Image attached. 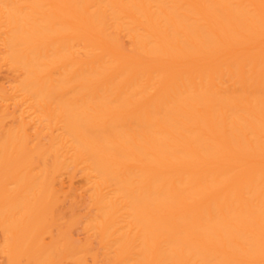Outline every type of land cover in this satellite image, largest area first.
I'll use <instances>...</instances> for the list:
<instances>
[{"label":"bare ground","instance_id":"obj_1","mask_svg":"<svg viewBox=\"0 0 264 264\" xmlns=\"http://www.w3.org/2000/svg\"><path fill=\"white\" fill-rule=\"evenodd\" d=\"M0 259L264 264V0H0Z\"/></svg>","mask_w":264,"mask_h":264},{"label":"rangeland","instance_id":"obj_2","mask_svg":"<svg viewBox=\"0 0 264 264\" xmlns=\"http://www.w3.org/2000/svg\"><path fill=\"white\" fill-rule=\"evenodd\" d=\"M6 74V72H3V75H5ZM74 233H75V236L76 237H84V235H85V232H84V230H82L81 228H80V226H76L75 228H74ZM1 260V259H0Z\"/></svg>","mask_w":264,"mask_h":264}]
</instances>
